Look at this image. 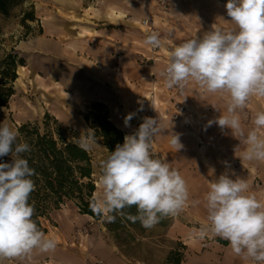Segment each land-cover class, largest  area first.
Wrapping results in <instances>:
<instances>
[{
  "label": "clouds",
  "instance_id": "9594fccd",
  "mask_svg": "<svg viewBox=\"0 0 264 264\" xmlns=\"http://www.w3.org/2000/svg\"><path fill=\"white\" fill-rule=\"evenodd\" d=\"M225 8L234 27L227 31L212 28L173 45L161 75L169 88L183 89L193 81L209 93H227V113L215 123L222 130L229 129L245 146L240 159L264 162V111L256 112L247 132L239 117L250 98H264V0H227ZM144 42L162 46L158 33L149 34ZM131 118L130 113L125 123ZM85 132L81 146L88 149L95 143L94 131ZM160 132L158 120L146 117L135 133L109 151L101 164V194L89 205L94 214L109 222L115 221L116 214L127 215L133 223L151 229L161 218L176 216L188 206L186 180L170 163L151 154L153 138ZM18 137L19 132L7 121L0 123V158H12L11 163L0 162V264L56 248L55 239L46 236L33 219L35 209L29 198L35 190V170L23 155L31 147L17 142ZM170 144L177 151L183 147L176 134H171ZM204 200L208 223L198 230L197 237H219L228 241L235 255L264 264V203L249 192L247 181L225 171L209 180ZM199 203L191 201L193 206ZM133 206L135 215L124 212Z\"/></svg>",
  "mask_w": 264,
  "mask_h": 264
},
{
  "label": "rangeland",
  "instance_id": "374dc122",
  "mask_svg": "<svg viewBox=\"0 0 264 264\" xmlns=\"http://www.w3.org/2000/svg\"><path fill=\"white\" fill-rule=\"evenodd\" d=\"M181 5L178 12V16H172V21L181 26L182 29H188L193 34L200 33V30L204 31L203 28L199 27V24L203 21L209 24L205 27L208 31L212 28H216L220 13L217 7H223V0H180ZM166 3V2H165ZM225 7V5H224ZM158 3L155 5L153 11H157ZM170 6L167 2V9L161 11V13H168ZM31 14L32 20L24 21V14ZM157 13V12H156ZM58 15L68 21L69 16L62 15L59 10ZM163 16V15H162ZM68 17V18H67ZM140 19V18H139ZM75 23V22H73ZM131 22H128V26L120 27L117 22L112 20L108 30L120 31L127 33L130 37L135 38L137 44L124 45V50H132V47H136L135 50L130 51L136 57L133 62L132 68H130L126 87L122 89V96L128 100V106L123 111V119L130 113L132 114L131 120L127 122L128 128L123 133L131 135L139 128L140 124L144 122V118L151 117L155 118L159 116L161 119L166 121H183L178 119L173 121L170 116L164 112L168 106L175 107L178 114L188 119L190 126H187L184 122V126L194 136H197L200 140L207 144V139L212 137L213 141H209L211 148L207 150L206 163L212 165L223 162L225 152H228L222 139L228 135H216L215 130L219 127L215 123V119L211 117H219L227 113V107L223 106V99L228 98L226 95H210L197 83L189 81L184 89L183 94L175 99L173 105L169 103V94L172 88H169L165 84V78L161 75V72H157L155 76L150 80H146L149 77L148 72L150 71L147 66H151L152 61L148 60L152 57L149 53L150 45L145 44V37L140 31L130 27ZM69 24V23H68ZM80 26H89L92 24H81L76 23ZM76 25V29L66 31L65 23L61 24L62 39L66 47H68L71 54H75L78 50L81 51V55L84 56L83 61L85 65L93 67V56L86 51L88 50L87 40L85 38H75V33L81 30ZM214 26V27H213ZM179 28V27H178ZM159 29V28H158ZM92 30V29H91ZM127 30V31H126ZM44 31V0H23L21 5L16 6L8 17L0 15V73L6 69V66L2 63L9 55L15 56V75L17 79L11 82L9 77L6 80L2 79L0 75V94H3L7 89H12L13 95L8 100L6 107H0V123L7 121V123L18 131V129L24 124H35L37 123L43 129V123L46 116V121L49 125V130L55 133V128L60 127L64 130L65 136L68 142L85 149L92 159V170L93 177L96 185V192L94 197L101 194V186L99 184V175L101 172V164L109 154L108 149L104 146L103 139L96 137L95 130L98 125L95 122L94 116L99 115L100 117H107L111 122L109 103L107 101L103 103L96 102L98 96L102 95L103 99L109 96L105 87H94L92 84L95 82L88 76H82L81 74H75V72L67 73L61 67V73H52L48 71V67H44V54L40 50V41ZM170 29L166 27L163 35L159 37L164 40V36H168ZM91 34L89 37H91ZM168 47H172L169 45ZM100 52V51H99ZM134 52V53H133ZM106 52L102 51V56ZM107 54V53H106ZM125 52L115 51L113 49L109 51L107 57L112 58L116 67H119V63L123 60ZM154 58V57H153ZM158 58V56H155ZM90 60V62H89ZM22 61V62H20ZM150 61V62H149ZM99 64V63H98ZM113 64V65H114ZM22 66V67H20ZM8 70V69H7ZM54 70V69H53ZM87 70V69H86ZM7 77V76H6ZM98 78V77H96ZM92 82V83H91ZM58 83L59 86H56ZM156 84V85H155ZM157 89L156 99L158 100L159 107L152 105L149 101L150 91L154 88ZM188 90L187 97L191 98L197 105L195 109L188 110V108H182L179 106V100L184 95L185 91ZM67 94L75 95V92L79 96L80 101H76L67 97ZM114 96L118 93L114 92ZM119 96L121 94H118ZM226 95V96H225ZM112 96V100H115ZM220 96V97H219ZM225 96V97H224ZM117 97V96H116ZM114 98V99H113ZM106 101V99H105ZM167 102V104H165ZM100 104L101 108H95L94 105ZM166 105V106H165ZM205 107V112L202 114L200 108ZM186 110V111H185ZM208 110L210 114L206 111ZM264 111V98L253 96L247 102L246 107L239 111V117L242 127L245 132L253 127L252 121L255 117L256 112ZM187 112V114H186ZM89 116L86 120V116ZM212 117V118H213ZM209 118V119H208ZM213 121L211 125L209 121ZM112 123V122H111ZM204 123L207 127L205 133L200 132L199 124ZM94 131L95 143L88 149L81 146L87 130ZM222 133V132H221ZM209 135V136H208ZM123 137V140H124ZM206 137H208L206 139ZM223 141V143H222ZM231 147H233L236 156L231 159V164H238V169L233 171L236 176L244 178L249 184V192L255 194L256 198L264 203V162L260 161H247L240 159L241 153L245 146L240 144L238 138L229 140ZM221 144V146H217ZM236 149V150H235ZM151 154L153 158H158L167 161L166 156L160 157L156 152L155 141L153 138L151 144ZM168 162V161H167ZM226 171V170H225ZM246 171V173L244 172ZM204 175H209L210 180L214 172H204ZM235 179V176L232 177ZM195 209L191 210L190 206L176 216L163 217L162 223L156 224L153 228L147 229L143 238L137 237L136 241L126 249L128 257L125 256L114 243L113 238L107 233L103 226V221H94L91 218L81 216L77 210L71 206H63L59 210L52 211L48 217V220H41L43 228L46 230L45 235L54 238L58 245L65 249H79L83 254H88L93 248L94 234L97 237L103 236L104 240L108 244H112L116 248L118 257L124 261L125 264H171L168 262V258L171 252H182L180 246L186 247L183 251V261L181 264H223L222 258L224 251H216L215 247L220 248L229 246L228 241L222 240L219 237H215L211 234L207 235L204 239H199L196 235L198 230L208 223L207 219L197 217ZM103 228L105 231H103ZM57 237H56V236ZM202 243L201 244L199 243ZM225 243V244H224ZM209 246V248H208ZM213 247V248H210ZM251 261V260H250ZM106 264L101 259L96 260V263ZM254 264L253 261H251Z\"/></svg>",
  "mask_w": 264,
  "mask_h": 264
},
{
  "label": "crops",
  "instance_id": "0c3cea01",
  "mask_svg": "<svg viewBox=\"0 0 264 264\" xmlns=\"http://www.w3.org/2000/svg\"><path fill=\"white\" fill-rule=\"evenodd\" d=\"M167 2L170 6L168 13H161L160 4H167ZM157 3L159 9L153 11ZM226 3L227 2H222L223 7H217L220 17L216 22V28L224 31L234 27L224 7ZM180 5V0H44V31L42 34L44 37H42L40 41V50L44 54V67H48V71L50 70L52 73L57 74L61 73L62 67L69 74L73 71L75 74L88 76L91 80L95 81L91 83L96 88L101 86L105 87V89L109 91L108 93H110L108 94L109 96L103 99L102 95H100L98 99H96V102L104 104V102L107 103V101H112L108 102L111 122L117 129L125 133L128 125L124 122L123 111L128 106V100H125L126 97L122 96V89L126 87L125 83H127L129 70L136 60V57L129 52L135 50L136 47H132V50H124L123 46L133 43L137 44V42L134 40L135 38L130 37L127 33L124 34L120 32L123 30L117 32L108 30V27H110L112 20L117 22L120 27H127L128 22H131L129 26L140 31V33L144 35V39L149 35V32L141 26L140 22L142 20H151L155 27L159 28L161 35H163L166 27L170 29L168 36H166V38L164 36V40L161 38L162 46L159 47L156 52L158 58H153L152 56L154 59L152 60L153 63H151V66H147L150 71L148 72L149 77L146 78V80H150L148 82H151V76L154 75L156 79L157 72H161V70L164 72L167 66L168 51L171 48L168 47L169 45H179L186 40L197 38L198 36H202L205 32H208V29H206L207 27H205L209 24L206 22L207 20L199 24V27L203 28L204 31L200 30V33L198 32L196 34H193L192 31L188 29H182L181 26L173 22L171 18L174 15L178 16L179 9L181 8ZM59 10L62 12V15L69 16V19L74 20L73 22L75 23L62 19L58 15ZM77 22L84 25H92L84 27L76 24ZM62 23H65V25L67 24L66 31L76 29V25L81 28L79 32L75 33L74 37L85 38L87 40L85 43H87L88 50L84 49V52L86 51L87 56L88 53L94 55L92 58L93 62H91L93 63V67L85 65L83 62L85 60V54L84 56L81 55V51L79 50L75 54H71L72 52L70 53L68 47L61 41L63 33L61 30ZM93 33L94 35L89 37ZM113 49L115 51L125 52L122 58L123 60L119 63V67L114 69L113 66H115V64L111 61L112 58L107 57L109 51H113ZM102 51L107 54L105 53L104 56H102ZM55 84L59 86L58 83ZM58 88H60V86ZM114 92L121 95L119 96L117 94L116 97L113 94ZM187 93L188 90L185 91L184 95L180 98L179 106H182V108L187 107L188 110L191 111L192 108L195 109L197 104L194 103L191 98L187 97ZM207 93L210 95L225 94L220 92ZM64 94L78 102L80 101L76 92L75 95L67 94L66 92H64ZM112 96H114L115 100H112ZM228 103V98L223 99V106L227 107ZM155 104L159 107L157 99H155ZM201 109L203 110L200 112L203 114L206 108L202 107ZM206 111L210 114L208 110ZM212 117L211 119L217 118ZM154 119H157L161 126V132L154 137L157 154L160 157L166 156L170 166L178 170L186 180L190 194L189 204L186 207L190 206L191 210L195 209V212L198 214L197 217L207 219L204 197L209 188L210 176L204 175L203 173L208 171L214 172L216 174L211 178L215 179L224 173L225 170L229 172L240 170L238 169V164L228 163L231 159H234V157L238 159L233 147L228 143L229 140L234 139V136L229 129L225 128L222 130L220 126L215 129L217 130V132H215L216 135H225V133L228 135L226 138L222 139L224 141V143L222 141L223 146L226 147L228 152L224 153L226 157L223 158L222 163L217 162V164L210 165L206 163V155L207 150L211 148L209 141H213L212 137L210 139L206 137L207 144H205V142L200 140L197 136H194V133L186 129L184 122L188 121V119L184 117L182 118L184 122L166 121L159 116ZM171 134L179 136L180 143L183 145L179 151L170 144ZM217 146H221V144H217ZM244 172L246 173V171ZM194 200H198L200 203L193 206L191 201ZM86 218L89 217H85V219ZM103 231H105L104 228ZM46 236L51 237L49 235ZM199 243L201 247H203L202 243ZM92 246L93 249L88 252L87 255L83 254V256L88 257H82L79 249H65L56 243V248L52 252H34L31 257L6 259L3 261V264H94L95 261L99 259L106 264H125L124 261L118 257L116 248L112 246V244H108L103 236L97 237V235L94 234V243ZM215 250L220 252L224 251V256L222 258L223 264H252L250 260H245L235 255L230 246L223 248L216 246Z\"/></svg>",
  "mask_w": 264,
  "mask_h": 264
},
{
  "label": "trees",
  "instance_id": "16d2710c",
  "mask_svg": "<svg viewBox=\"0 0 264 264\" xmlns=\"http://www.w3.org/2000/svg\"><path fill=\"white\" fill-rule=\"evenodd\" d=\"M22 3L23 0H0V15L8 17L11 11ZM23 19L24 21L32 20V15L24 14ZM2 63L6 66V69L0 73L2 79L6 80L11 74L9 79L14 82L17 79L15 56L9 55ZM12 95L11 88L0 94V107H6ZM101 106L95 104L94 110ZM88 117L87 115L85 119L87 120ZM94 119L98 125L95 135L103 139L104 146L108 151H114L117 144H123V133L106 116L97 115L94 116ZM47 120L48 116L43 123V129L37 123L24 124L18 129L17 142L24 141L30 145L31 151L23 155L28 159L29 166L35 170V175L32 177L35 190L29 198V202L34 205L35 209L33 219L39 229L46 233L41 220H48L52 211L71 205L81 216L89 217L94 221H103V226L113 238L116 247L128 257L126 249L136 241L137 237L143 238L147 229L142 227L139 222L133 223L127 218V215L116 214L115 221L109 222L106 218L97 216L91 211L90 201L96 192L92 159L85 149L67 141L64 135L67 129L56 127L55 133L51 132ZM11 159V156H6L0 158V162L11 163ZM124 212L135 215L136 208L135 206L126 208ZM162 221L161 218L157 224L160 225ZM180 247L182 252L170 253L169 263H182L183 251L186 250V247Z\"/></svg>",
  "mask_w": 264,
  "mask_h": 264
},
{
  "label": "built area",
  "instance_id": "2783aa9c",
  "mask_svg": "<svg viewBox=\"0 0 264 264\" xmlns=\"http://www.w3.org/2000/svg\"><path fill=\"white\" fill-rule=\"evenodd\" d=\"M160 9H161V11H165V10L167 9V4L161 3V4H160ZM140 23H141V25H142L143 27H145V28L148 29V32H149L148 34L158 33V34H159V37L161 36V32H160V30H159L157 27H155V25L153 24V22H152L151 20H142ZM158 48H159V47H152V46H150L149 53H150L153 57L157 56V55H156V52L158 51ZM148 60L152 61V60H154V59L151 57V58L148 59ZM163 77H164V76H163ZM153 78H154V76H151V79H153ZM153 87H154V86H153ZM183 89H184V88H183ZM183 89H180V88H178V87H172V90H171V92H170V94H169V97H168V98H169V103H170L171 105H173V103L175 102V99H176V98L180 97V96L183 94V92H184ZM149 95H150L149 101L151 102L152 105L155 106V99H156V95H157V89L154 87V88L150 91V94H149ZM165 104H167V102H166ZM165 106H166V105H165ZM164 112L167 114L168 117L170 116V118H171L173 121H177L178 119H182V118H183L181 115L178 114V111L175 109V107L173 108V107H171V106H168V107L165 109ZM185 124H186L187 126H190V123H189L188 121H185ZM199 130H200V132L205 133L206 130H207L206 125H205L204 123H200V124H199ZM96 264H102V263L98 262V263H96Z\"/></svg>",
  "mask_w": 264,
  "mask_h": 264
},
{
  "label": "bare ground",
  "instance_id": "6f19581e",
  "mask_svg": "<svg viewBox=\"0 0 264 264\" xmlns=\"http://www.w3.org/2000/svg\"><path fill=\"white\" fill-rule=\"evenodd\" d=\"M153 7V6H152ZM142 26V25H141ZM145 28V27H144ZM145 29H147V28H145ZM148 30V29H147ZM72 99V98H71Z\"/></svg>",
  "mask_w": 264,
  "mask_h": 264
}]
</instances>
